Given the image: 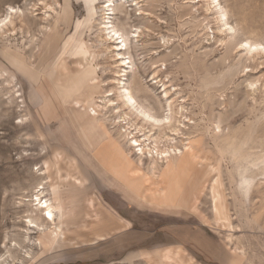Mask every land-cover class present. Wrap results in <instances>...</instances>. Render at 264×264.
<instances>
[{"label": "rangeland", "instance_id": "374dc122", "mask_svg": "<svg viewBox=\"0 0 264 264\" xmlns=\"http://www.w3.org/2000/svg\"><path fill=\"white\" fill-rule=\"evenodd\" d=\"M35 1L0 0V18L9 3L25 8ZM71 1L70 26L60 21L63 32L51 55L43 52L48 31L31 16L26 20L29 35L19 33L16 40L0 35V264H162L160 254L166 248L171 264H264V56L254 60L238 45L264 47V0H219L218 8L233 27L226 45L217 39L216 9L206 14L201 10L204 0H144L141 5L133 0ZM108 6L111 10L105 13L111 14L106 17L127 46L124 52L132 65L127 82L137 99L158 115L168 114L164 83L185 105V136L175 135V143L182 149V143L193 147L197 157L191 172L200 174L197 187L184 183L190 199L181 208L142 203L118 184L107 161L120 152L88 148L82 125L67 105L61 116L45 119L39 112L48 98L57 108L61 105L39 89L46 78L59 92L78 78L80 67L69 52L79 37L98 58L92 90L84 87L76 99L90 105L111 86L112 69L97 37ZM84 22L95 23L90 28ZM48 24L52 27L54 18ZM16 46L39 71L31 84L41 101L32 96L22 73L13 76L5 59L4 51ZM64 59L66 68H59ZM97 117L129 152L126 138L119 136L116 110L103 108ZM45 166L49 180L76 203L67 225L56 219L65 238L48 246L40 245L41 231L27 221L50 226L43 216L46 210L34 201L43 177L38 173ZM49 183L45 190L51 199ZM88 202L96 212L85 218ZM95 214L112 218L99 220Z\"/></svg>", "mask_w": 264, "mask_h": 264}, {"label": "bare ground", "instance_id": "6f19581e", "mask_svg": "<svg viewBox=\"0 0 264 264\" xmlns=\"http://www.w3.org/2000/svg\"><path fill=\"white\" fill-rule=\"evenodd\" d=\"M107 1L111 2L113 0ZM133 1L136 2L137 5H141L144 2V0ZM219 5V0H204L201 4V10L206 14L216 9L217 16L215 17L216 25L214 28L216 29L218 41L223 45L231 36L233 27L229 25L228 20L225 18L226 14L222 11L223 9L218 8ZM109 6L107 9L103 10L104 13L102 18L104 21L97 22L99 24L97 37L103 43L104 55L112 69L113 77L110 84L111 86L106 93L99 96L97 98L98 100L90 105L76 99V96L80 95V91L85 89L84 87L92 90L94 85L93 82H95V69L93 65L98 58L97 53L93 52L91 48H88L79 37L69 52V55L76 56L75 63L80 67L78 78L75 83H72V86L65 89V91L60 92L54 86L51 79L46 78L39 89L42 94L44 91L48 92L49 96L54 101L55 97L56 99L61 100V105L57 108V105H54L55 102L52 103L48 98L46 104L39 112L45 119L52 115L61 116L65 112L63 105H67L70 110L72 109L74 111L76 114L75 117L78 118L79 123L82 125L81 128L84 133V136L82 135V140L88 148L92 150L98 146L117 149L120 152V155L117 156H112L114 154L110 155L109 160L107 161V167L113 172L114 179L118 184L122 183L128 188V191L134 192L141 197L142 203L150 202V204L163 209L181 208V206L188 203V200L190 199V192H188V189H190L189 187H197L199 185L197 180L200 174V171H193V174L191 172L192 165L197 157V152L193 147H186L187 143H182V146H184V149H182L175 143L176 136L179 135L178 137H180V133L183 134V130H185L187 125L185 121L186 119H183V117H188L185 115L187 113L185 111V105L174 99L176 93L166 87V84L164 83V93L169 108L168 114L158 115L156 112H153L151 108L145 106L137 99V91L134 92L128 86L127 82L128 69L132 65H129L130 59L127 61L126 53L124 52V46H126V43H122L125 42L123 39L122 41L117 39L116 35L119 34V29H116L117 27L115 28L114 25H112L113 22L109 20V16L106 17V14H111L110 12L105 13L106 10H111ZM72 8L73 4L71 0H63V3L59 0H37L31 7L25 5V8H22L20 5L14 6L9 3L5 8V15L0 18V35L4 38L13 37L15 38L14 40H16V36L19 33L23 34L26 32L29 35L31 29L26 20L31 16L34 18V21L40 20V22L43 23V25H41L42 28L48 31L47 39L45 40L46 44L44 45L45 50L43 52L45 55H51L54 53V49L59 43L63 32V29L60 27V21L70 26ZM39 9H44V11L38 12ZM143 13L147 14L145 11H143ZM50 17L54 18L55 23L52 27L48 24ZM93 23L95 22H84V24H87L86 26L90 28L93 26ZM212 24L213 23H211V26ZM42 32H44V30ZM137 36H140L141 38V32L138 33ZM31 41L33 42V38ZM32 42L30 44H32ZM238 45L241 46V50L245 51V55H249L248 57H251L254 60L258 59V57L260 58L261 56H264V47L261 48L260 44H250L249 42H246L245 44L240 43ZM4 53L6 61L15 71L13 76H17V72H20L27 78L30 84L36 81L34 77L38 76L39 71L31 66L29 63L31 58L28 61L29 57H27L28 55H26V52H22V50L16 46L14 49L9 48L8 51L5 50ZM66 60L67 59H64L61 62L59 68H66ZM9 67L7 66L8 70L10 69ZM40 79L41 78H39V80ZM31 86L34 90L32 96L36 100L41 101V95L36 91L37 89L35 90L32 84ZM49 101L51 103H49ZM107 107H111L114 112L115 110L117 112L116 118L118 120H115V122L120 129L119 131H121V135L119 136H123L122 139L124 141V138H126L128 143L129 152L127 153L123 151V146L126 143L122 145L123 143L121 144L113 138V135L111 134L112 132H110L105 127V124L97 117L101 110ZM190 119L191 118H188L187 121L189 122ZM216 128H220L218 123ZM183 135L185 136V134ZM133 152H136L137 154L136 163L130 158V154H134ZM145 158L148 159V163H144ZM45 164L47 165L48 163L46 162ZM48 168V166H45L38 173L43 177L36 187L37 193L34 196L36 197L34 201H37L36 204H39L40 208L46 210L43 216L47 222H49L50 226L48 225L45 227L36 224L31 219L27 220L30 227L37 228L41 231L43 237L39 242L40 245L43 244L46 246L53 245L57 241L65 238V233H62V227L60 226L61 224L67 225V219H69L76 211L73 208L76 203L74 204L72 201H67L70 198L65 197L57 184L49 180L50 175H48ZM47 182H50L49 186L52 189L53 197L51 199L46 197L45 184H47ZM185 182L187 185L189 183L190 186L188 185L189 187L187 186L184 190L183 185ZM213 186L216 187V185ZM74 201L76 200L74 199ZM87 204V206H91V202H88ZM85 215V218H87L90 213H85ZM56 219L61 222L60 226L55 224ZM63 220L65 222H63ZM160 258L163 259L162 264H171L169 263V260L173 257H171L170 249H164L160 254ZM0 260H2L1 255Z\"/></svg>", "mask_w": 264, "mask_h": 264}, {"label": "crops", "instance_id": "0c3cea01", "mask_svg": "<svg viewBox=\"0 0 264 264\" xmlns=\"http://www.w3.org/2000/svg\"><path fill=\"white\" fill-rule=\"evenodd\" d=\"M97 149H100V148H97ZM104 149L106 150L107 148H105L104 147ZM113 149V148H112ZM114 150H117V149H114ZM118 151V150H117ZM105 153V152H104ZM100 154V153H99ZM104 167V166H103ZM105 168V167H104ZM105 170L108 172V173H110V175H111V172L110 171H108L106 168H105ZM112 176V175H111ZM128 196H130L132 199H133V197L131 196V195H129V194H127ZM135 199V198H134ZM136 200V199H135ZM138 201V200H137ZM139 202V201H138ZM140 203V202H139ZM93 204H94V200H93ZM85 211H83V213H84V216H85V213H87V212H89L90 214H92L93 215V212H96L95 210H94V207H93V205L91 204V206L89 207V206H86L85 207V209H84ZM91 211V212H90ZM97 213H100V211H98L97 210ZM74 215H75V213L74 214H72L71 216H72V218H74ZM95 217V219H101L100 217L102 216V217H104V218H109V219H111L112 217H110V215H107L106 214V216H105V214H103V215H98V214H95L94 215ZM90 217V215L89 216H87V218H89ZM119 221V220H118ZM121 222V221H120ZM120 222H117V221H115V223H120ZM111 224V223H110ZM126 225V224H125Z\"/></svg>", "mask_w": 264, "mask_h": 264}]
</instances>
